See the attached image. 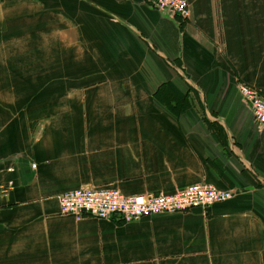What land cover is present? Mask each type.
<instances>
[{
    "label": "crops",
    "instance_id": "crops-1",
    "mask_svg": "<svg viewBox=\"0 0 264 264\" xmlns=\"http://www.w3.org/2000/svg\"><path fill=\"white\" fill-rule=\"evenodd\" d=\"M187 2L0 0V264H264V126L237 89L264 96V0ZM200 182L233 196L123 222L57 199Z\"/></svg>",
    "mask_w": 264,
    "mask_h": 264
},
{
    "label": "built area",
    "instance_id": "built-area-1",
    "mask_svg": "<svg viewBox=\"0 0 264 264\" xmlns=\"http://www.w3.org/2000/svg\"><path fill=\"white\" fill-rule=\"evenodd\" d=\"M153 8L178 17L182 21L190 17L187 0H147ZM237 89L254 119L264 126V96L256 87L238 83ZM36 164H32L35 168ZM8 172L12 167L6 168ZM230 190H222L207 182L190 184L171 194H124L115 187L89 186L69 190L58 196L59 210L71 214L77 220L84 217L96 219L121 218L136 221L144 216L190 211L194 208L206 210L215 203L232 198Z\"/></svg>",
    "mask_w": 264,
    "mask_h": 264
},
{
    "label": "rangeland",
    "instance_id": "rangeland-1",
    "mask_svg": "<svg viewBox=\"0 0 264 264\" xmlns=\"http://www.w3.org/2000/svg\"><path fill=\"white\" fill-rule=\"evenodd\" d=\"M108 220H117V221H124V220H122L121 218H111V219H108Z\"/></svg>",
    "mask_w": 264,
    "mask_h": 264
}]
</instances>
